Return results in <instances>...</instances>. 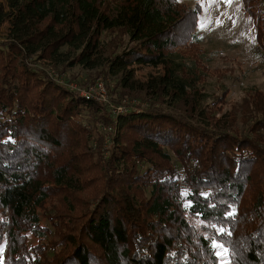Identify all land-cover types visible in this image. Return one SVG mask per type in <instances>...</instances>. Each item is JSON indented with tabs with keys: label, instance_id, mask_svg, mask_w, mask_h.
Returning a JSON list of instances; mask_svg holds the SVG:
<instances>
[{
	"label": "trees",
	"instance_id": "obj_1",
	"mask_svg": "<svg viewBox=\"0 0 264 264\" xmlns=\"http://www.w3.org/2000/svg\"><path fill=\"white\" fill-rule=\"evenodd\" d=\"M241 2L264 53V0ZM200 12L199 4L181 0H11L9 11L0 10V27L10 25L0 42V66L11 73L0 84V227L11 248L6 264L15 256L19 264H219L215 240L228 246L233 264H264V140L255 141L264 132V104L255 105L259 113L248 122L252 136L218 131L222 124L205 109L197 63L178 51L177 28L187 21L196 30ZM43 59L55 67L104 69L115 77L110 93L116 104L129 96L148 104L115 115L54 83L33 64ZM133 64L161 73L141 81ZM82 115L103 126L89 150L99 155L94 167L101 164L106 181L78 221L47 217L60 225L59 242L50 243L39 210L55 188L74 204L76 190L91 180L84 177L93 171L91 155L67 141L68 134L88 130L71 120ZM174 146L182 174L171 168L168 148ZM257 163L263 165L259 192L243 204ZM28 232L37 243H28Z\"/></svg>",
	"mask_w": 264,
	"mask_h": 264
},
{
	"label": "rangeland",
	"instance_id": "obj_2",
	"mask_svg": "<svg viewBox=\"0 0 264 264\" xmlns=\"http://www.w3.org/2000/svg\"><path fill=\"white\" fill-rule=\"evenodd\" d=\"M10 2L11 0H0V10L9 11ZM181 2L192 7H195L197 4L201 6L198 28L195 30L194 26L190 25L187 21L183 22L177 28V40L182 43L178 47V51L187 60L197 63L200 75V90L206 92L208 97L207 102L204 103L209 106L205 109H208V114H211L214 121L222 124V129L221 131L218 130L219 132L237 135L239 138L252 136L251 132L248 131L250 129L248 122L253 120V117L259 113L258 110H253L255 105L259 104V107H262L264 104V53L257 49L256 28L253 19L243 8L241 0H181ZM202 24L204 25L203 27ZM9 28L10 25L8 23L0 27V42L6 38ZM191 32L198 34L201 40L194 41L193 37L191 38ZM184 37L185 39H183ZM121 41L126 43V37H121ZM34 61V66L46 70L54 83L67 87L70 91H72L70 89L72 88L80 97L88 98L86 95L90 94L91 97L89 99L94 100L102 106L109 107L113 114L119 113L120 109H128V107H135V111L140 112L148 104V100H140V98H136L137 96L123 97L122 101L116 104L113 101L114 96L110 93V90H113L116 85V81H114L115 77L107 74L104 69H87L81 65L72 67L67 65L57 67L56 65L55 67L53 63L51 64L50 60ZM132 67L135 78L141 81H145L161 73L160 68L152 66L133 64ZM10 74L1 65L0 84ZM99 84L102 88H99ZM106 90L110 102H103L102 93L106 94ZM119 91L117 87L116 92ZM53 95L54 100L61 99L58 96V92H53ZM29 96L33 97V93ZM96 98L103 101H99ZM248 105L251 107V110L247 109ZM251 115L254 116L251 117ZM72 117L71 120L74 123L82 125L85 130L88 129V132L79 133V136L68 134L67 141H73L76 146L74 150L81 151V153L82 151L88 152V157L91 155L89 163L93 164L91 165L93 171L84 176L85 178H91V180L89 183H85L84 188L82 186L81 190H76L74 204L68 202L67 191L55 188L51 192L50 198L39 210L42 216V224L48 228V242L50 243L59 242L60 237L56 231L60 229V225L48 220L47 217L57 215L56 217L59 218L57 220L61 223H63L62 216H68V220L74 218L75 221H78V218L75 217L80 215L79 211L81 209L86 211L88 205L96 201L101 193L100 189L104 187L106 181L101 164H97V170L94 167L96 161L102 162L99 160V155L90 151L92 147L95 148L97 144L95 142H99V135L101 134L98 129L99 127H103L101 122L91 120L90 115ZM260 133L262 134L261 139H253L258 143L264 140V132ZM108 139L105 137L103 148L104 153L106 152V157L109 155L108 150H106L108 149ZM67 141L64 143L67 144ZM261 144L264 147V141ZM176 147L168 148L172 157L171 168L177 169L178 174H182L181 162L178 161ZM101 157L103 156L101 155ZM240 166L245 168L247 165L243 164ZM262 168L263 165L259 167V163L252 166L250 173L251 183L247 186V190L243 196V204H250L259 192L257 185L261 181L259 179L262 177ZM70 207H73L71 211ZM4 221L5 216L0 212V225ZM241 223L242 228H246L247 221L242 220ZM0 232L2 233L0 234L2 238L0 244V264H6L9 249L11 252L10 242L7 240V231H2L0 227ZM201 232L203 234L206 233L203 230ZM24 235H26L28 243L38 242V239L31 232ZM230 242L232 245H237L233 239ZM214 244L221 245V247H214L218 263L233 264L228 246L219 240H215ZM60 248L62 247L59 246L58 250ZM15 257L14 264H17L18 258L17 256Z\"/></svg>",
	"mask_w": 264,
	"mask_h": 264
},
{
	"label": "built area",
	"instance_id": "obj_3",
	"mask_svg": "<svg viewBox=\"0 0 264 264\" xmlns=\"http://www.w3.org/2000/svg\"><path fill=\"white\" fill-rule=\"evenodd\" d=\"M99 88H102V86H100V84H99ZM71 90H73L72 88H70ZM74 91V90H73ZM85 95V94H84ZM88 98L89 97H91V95L90 94H88V95H86ZM102 98L104 99V101L103 100H101V99H98V98H96V99H98L99 101H103V102H110V100H109V97H108V94H107V90H106V94L105 93H102ZM121 111L119 112V113H115L116 115H119V114H121V113H124L125 111H127V109H125V110H122V109H120Z\"/></svg>",
	"mask_w": 264,
	"mask_h": 264
},
{
	"label": "snow or ice",
	"instance_id": "obj_4",
	"mask_svg": "<svg viewBox=\"0 0 264 264\" xmlns=\"http://www.w3.org/2000/svg\"><path fill=\"white\" fill-rule=\"evenodd\" d=\"M203 26H204V25L202 24V27H203ZM183 194H184V195H188V192L185 191ZM213 246H214V247H221V245H218V244H214Z\"/></svg>",
	"mask_w": 264,
	"mask_h": 264
}]
</instances>
